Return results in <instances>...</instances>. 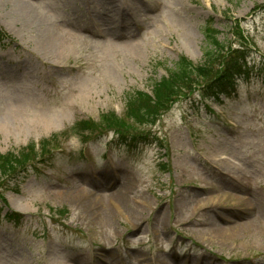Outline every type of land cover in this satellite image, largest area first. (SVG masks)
Instances as JSON below:
<instances>
[{
    "label": "rangeland",
    "instance_id": "1",
    "mask_svg": "<svg viewBox=\"0 0 264 264\" xmlns=\"http://www.w3.org/2000/svg\"><path fill=\"white\" fill-rule=\"evenodd\" d=\"M86 1L0 0V154L46 147L0 183V264H264V0ZM206 29L242 66L228 94L126 117Z\"/></svg>",
    "mask_w": 264,
    "mask_h": 264
},
{
    "label": "trees",
    "instance_id": "2",
    "mask_svg": "<svg viewBox=\"0 0 264 264\" xmlns=\"http://www.w3.org/2000/svg\"><path fill=\"white\" fill-rule=\"evenodd\" d=\"M204 35L207 46L203 52V60L194 64L184 56L179 57L173 67L166 70L164 76L152 83L149 94L143 91L127 93L125 95L126 117L137 123L148 122L153 124L158 119L162 109L173 102L181 91L189 88L188 86L192 82L197 83L198 81V86H202L207 93L215 97L228 94L230 86L241 75L242 66L236 62L238 59L236 55L225 60L224 45L215 39L216 35H211L207 29ZM221 62L222 64H220ZM219 64L222 65V69L210 78L215 66H219ZM107 116L108 118L103 120L104 124L119 131L122 127L120 118L118 121L114 120L115 116L112 112ZM90 125H92L91 122L80 121L74 128L77 130L76 126H81L78 127V131L87 132L91 130ZM45 148L43 141H41L37 148L32 144L28 145L20 149L16 155L11 152L0 154V183L3 178L12 177L30 160H33L35 151L38 149L43 151ZM0 200H4L2 194H0Z\"/></svg>",
    "mask_w": 264,
    "mask_h": 264
},
{
    "label": "bare ground",
    "instance_id": "3",
    "mask_svg": "<svg viewBox=\"0 0 264 264\" xmlns=\"http://www.w3.org/2000/svg\"><path fill=\"white\" fill-rule=\"evenodd\" d=\"M98 0H87L86 1V6L88 5H93V9L91 10L92 13L88 12V14H97L98 12V5L96 4ZM13 4H14V8L22 13L24 16L31 18L32 20L36 21L38 17H36V12H33L31 10H29V6H28V2L27 0H12ZM109 4L106 2L105 6H108ZM104 5H101L100 8H102ZM86 10V9H85ZM101 16V14H100ZM98 18V17H96ZM99 19V18H98ZM91 24H95L94 21L92 20ZM91 27L93 28V26L91 25ZM60 42V37L50 31L49 29L46 31V33H44L42 40H41V46L42 48H54L57 47L59 45ZM185 53H187L188 55L189 52L185 51ZM4 124H7V122H4ZM229 159H224L223 162H221L222 164L225 163V165H227V161ZM226 161V162H225ZM226 167V166H225ZM86 182V181H85ZM249 226L251 223H247ZM218 230V229H217Z\"/></svg>",
    "mask_w": 264,
    "mask_h": 264
}]
</instances>
